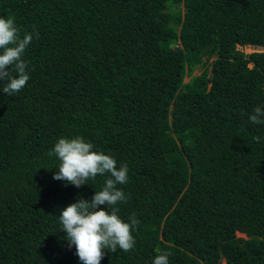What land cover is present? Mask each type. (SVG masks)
I'll return each instance as SVG.
<instances>
[{
	"label": "trees",
	"instance_id": "obj_1",
	"mask_svg": "<svg viewBox=\"0 0 264 264\" xmlns=\"http://www.w3.org/2000/svg\"><path fill=\"white\" fill-rule=\"evenodd\" d=\"M0 17L34 34L26 86L0 81V264H82L58 216L108 174L53 179L77 136L127 165L115 207L140 221L100 264H264V50L240 49L264 48V0H0Z\"/></svg>",
	"mask_w": 264,
	"mask_h": 264
},
{
	"label": "clouds",
	"instance_id": "obj_2",
	"mask_svg": "<svg viewBox=\"0 0 264 264\" xmlns=\"http://www.w3.org/2000/svg\"><path fill=\"white\" fill-rule=\"evenodd\" d=\"M33 35L31 32L22 33L13 17H0V81H8L2 89L7 95L22 90L30 79L29 65L23 57ZM35 35L39 38L38 33ZM249 119L255 124H264V109L255 107ZM253 139L259 142L260 137ZM52 154L59 160L58 172L53 179L66 181L77 188L87 184L90 179L95 180L98 175L108 174L102 189L96 190L91 200L78 198L58 216L61 231L66 233L69 247L75 246L82 264H100L106 249L111 253L118 248L130 252L135 246L132 231L139 228L140 221L133 213L129 222H124L118 215L119 209L115 207L127 200L118 187L128 182L127 165L117 167V161L112 156L94 151L92 143L80 136L59 138ZM101 205H106L107 211L100 208ZM170 255L167 251L156 255L153 264H168Z\"/></svg>",
	"mask_w": 264,
	"mask_h": 264
},
{
	"label": "rangeland",
	"instance_id": "obj_3",
	"mask_svg": "<svg viewBox=\"0 0 264 264\" xmlns=\"http://www.w3.org/2000/svg\"><path fill=\"white\" fill-rule=\"evenodd\" d=\"M240 49H242L246 53H251V52H255V51H262V50H264V48L252 47V46H247L245 48H240ZM199 73H200V70L197 69L195 71V74H199ZM186 80H189V78H187ZM239 236H243V234L239 233ZM222 264H225V263L223 262Z\"/></svg>",
	"mask_w": 264,
	"mask_h": 264
}]
</instances>
